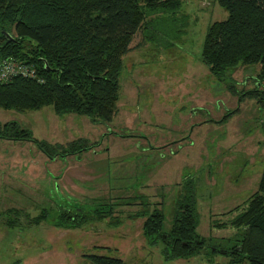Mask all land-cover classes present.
Listing matches in <instances>:
<instances>
[{
    "label": "rangeland",
    "instance_id": "1",
    "mask_svg": "<svg viewBox=\"0 0 264 264\" xmlns=\"http://www.w3.org/2000/svg\"><path fill=\"white\" fill-rule=\"evenodd\" d=\"M201 2V16L185 2L174 21L138 31L122 59L111 121L49 106L0 108V128L16 122L31 134L0 135V264H91L89 254L126 264H227L213 248L242 238L244 228L230 221L264 171V83L254 80L258 64L228 68L222 79L211 74L201 59L204 35L228 13L216 0ZM142 34L155 39L140 44ZM78 139L88 149L76 154L49 157L38 145L60 153ZM188 190L205 247L166 260L165 245L144 236L142 224L158 209L161 232L169 233ZM100 205L111 211L103 219L94 213ZM60 208L78 209L88 221L59 227ZM43 209L47 219L29 223ZM9 219L17 220L10 226Z\"/></svg>",
    "mask_w": 264,
    "mask_h": 264
},
{
    "label": "trees",
    "instance_id": "2",
    "mask_svg": "<svg viewBox=\"0 0 264 264\" xmlns=\"http://www.w3.org/2000/svg\"><path fill=\"white\" fill-rule=\"evenodd\" d=\"M216 1L228 16L208 25L202 61L218 79L228 68L258 64L254 80L264 83V0ZM180 7V0H0V66L11 60L36 72L34 77L0 79V108L29 111L49 106L57 114L72 112L111 121L118 109L122 59L134 35L155 23L174 21ZM1 134L8 139L31 138L30 131L16 122L4 124ZM38 145L49 157L88 149L79 139L60 153ZM104 206L94 211L96 217L103 219L111 212ZM47 216L43 209L29 223L39 224ZM162 219L161 211L154 209L142 229L152 241L163 242L166 260L188 258L205 247L196 231V203L190 190L176 202L169 233L161 232ZM15 220L7 224L13 226ZM87 221L78 209L60 208L57 216L59 227L77 228ZM230 225L244 228L242 238L228 249L213 251L228 256L227 264H264V171L256 191ZM84 257L91 264H126L103 254Z\"/></svg>",
    "mask_w": 264,
    "mask_h": 264
},
{
    "label": "built area",
    "instance_id": "3",
    "mask_svg": "<svg viewBox=\"0 0 264 264\" xmlns=\"http://www.w3.org/2000/svg\"><path fill=\"white\" fill-rule=\"evenodd\" d=\"M35 70L31 67L16 63L14 61H5L0 66V79H6L12 75H21L24 77H34Z\"/></svg>",
    "mask_w": 264,
    "mask_h": 264
},
{
    "label": "crops",
    "instance_id": "4",
    "mask_svg": "<svg viewBox=\"0 0 264 264\" xmlns=\"http://www.w3.org/2000/svg\"><path fill=\"white\" fill-rule=\"evenodd\" d=\"M181 1V6L186 2V3H192L195 7H196V9H197V11L200 13V16H201V14L202 13H207V12H205V8L204 7H201L200 6V3H202L201 1H203V0H199L200 1V3H197L196 4V0H180ZM208 1H211V0H208ZM211 4V3H210ZM185 5V4H184ZM200 7V8H199ZM177 17H178V15H177ZM197 17L198 16H196L195 17V19H197ZM142 32V31H141ZM138 32H136V34H137ZM136 34L134 35V37L136 36ZM134 37H133V39H132V41H131V43H130V45H129V47H130V49H132V42L134 41ZM141 37L143 38V34L141 35ZM144 42V39H142V41H140L139 43L141 44V43H143ZM138 42H136V44H135V46H133V47H136V46H138V45H140Z\"/></svg>",
    "mask_w": 264,
    "mask_h": 264
}]
</instances>
